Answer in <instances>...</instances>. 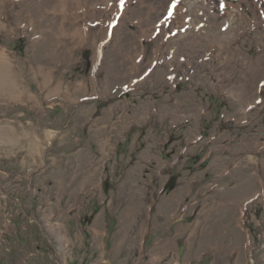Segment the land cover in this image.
I'll return each mask as SVG.
<instances>
[{
  "label": "rangeland",
  "instance_id": "374dc122",
  "mask_svg": "<svg viewBox=\"0 0 264 264\" xmlns=\"http://www.w3.org/2000/svg\"><path fill=\"white\" fill-rule=\"evenodd\" d=\"M0 60V264H264V0H0Z\"/></svg>",
  "mask_w": 264,
  "mask_h": 264
},
{
  "label": "bare ground",
  "instance_id": "6f19581e",
  "mask_svg": "<svg viewBox=\"0 0 264 264\" xmlns=\"http://www.w3.org/2000/svg\"><path fill=\"white\" fill-rule=\"evenodd\" d=\"M258 3V2H257ZM229 3L225 4V5H228ZM256 4V3H255ZM230 5V4H229ZM225 8V6H224ZM239 9V10H238ZM237 11L235 12L236 15H239V18L241 17H244V12H242L240 10V8L238 7ZM226 15V14H225ZM242 19V18H241ZM228 21L229 23H227L229 25V29H231L233 26H234V23H235V20L234 18H232L231 15H229L228 17ZM237 22V21H236ZM175 25V24H174ZM228 28V27H227ZM7 72V69H6V66H5V63L3 61L0 60V92L4 91V90H9L10 89V84L13 83L12 79H10V76L8 73H5ZM12 82H11V81ZM8 92L6 93H3V94H7ZM18 94V93H17ZM16 94V95H17ZM14 98V97H13ZM11 131V130H10ZM10 131L8 132V136H11L12 134L10 133ZM7 132V131H6ZM3 134L5 135V132H3ZM28 134V135H27ZM7 137V136H5ZM22 138H26L27 139V142H28V146L29 148L31 149V151L33 150H38L39 149H42V146L40 143H43V142H39L38 140H40L39 138L38 139H35V136H33L31 133H24L22 136ZM21 139V138H19ZM36 152V151H35ZM36 154V153H35Z\"/></svg>",
  "mask_w": 264,
  "mask_h": 264
},
{
  "label": "crops",
  "instance_id": "0c3cea01",
  "mask_svg": "<svg viewBox=\"0 0 264 264\" xmlns=\"http://www.w3.org/2000/svg\"><path fill=\"white\" fill-rule=\"evenodd\" d=\"M87 91L91 92L89 89H87ZM88 94H90V93H88ZM98 122H99V120H98ZM98 122H97V123H98ZM102 127H104V126L101 125L100 128H102ZM102 129H103V128H102ZM99 130H101V129H99Z\"/></svg>",
  "mask_w": 264,
  "mask_h": 264
},
{
  "label": "trees",
  "instance_id": "16d2710c",
  "mask_svg": "<svg viewBox=\"0 0 264 264\" xmlns=\"http://www.w3.org/2000/svg\"><path fill=\"white\" fill-rule=\"evenodd\" d=\"M170 182H172V179L168 182V185H170Z\"/></svg>",
  "mask_w": 264,
  "mask_h": 264
}]
</instances>
